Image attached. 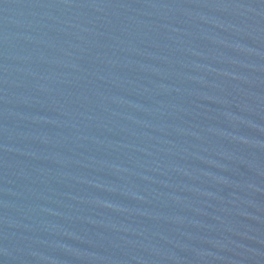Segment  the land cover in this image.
<instances>
[{"label": "water", "instance_id": "obj_1", "mask_svg": "<svg viewBox=\"0 0 264 264\" xmlns=\"http://www.w3.org/2000/svg\"><path fill=\"white\" fill-rule=\"evenodd\" d=\"M0 264H264V0H0Z\"/></svg>", "mask_w": 264, "mask_h": 264}]
</instances>
